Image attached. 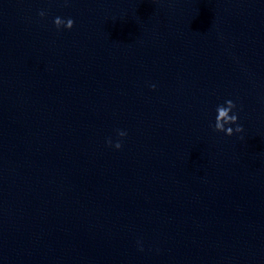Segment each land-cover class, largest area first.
Returning a JSON list of instances; mask_svg holds the SVG:
<instances>
[{
  "label": "water",
  "instance_id": "1",
  "mask_svg": "<svg viewBox=\"0 0 264 264\" xmlns=\"http://www.w3.org/2000/svg\"><path fill=\"white\" fill-rule=\"evenodd\" d=\"M0 264H264V0H0Z\"/></svg>",
  "mask_w": 264,
  "mask_h": 264
},
{
  "label": "clouds",
  "instance_id": "2",
  "mask_svg": "<svg viewBox=\"0 0 264 264\" xmlns=\"http://www.w3.org/2000/svg\"><path fill=\"white\" fill-rule=\"evenodd\" d=\"M39 15L43 17L45 15V12L41 10L39 12ZM54 24L57 29H60L61 26L67 29H71L74 25V20L72 18H67L65 20L61 17H55ZM152 87H155V85H152ZM234 108H236V104L231 99L226 100L224 105L217 106V115L215 118V124L213 126L215 131H222L228 136L233 135L234 132L239 133L243 131V125L237 122L238 114L232 111ZM231 125H235V128H233ZM118 135L120 137H124L127 135V133L125 131H118ZM107 143L110 146H114L116 149H120L122 147V142L120 140H117L113 145V141L111 139H108Z\"/></svg>",
  "mask_w": 264,
  "mask_h": 264
}]
</instances>
